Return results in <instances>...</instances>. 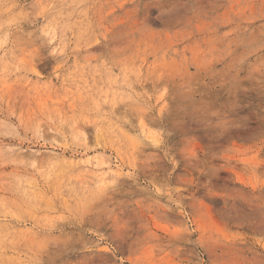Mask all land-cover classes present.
Instances as JSON below:
<instances>
[{
	"label": "rangeland",
	"instance_id": "rangeland-1",
	"mask_svg": "<svg viewBox=\"0 0 264 264\" xmlns=\"http://www.w3.org/2000/svg\"><path fill=\"white\" fill-rule=\"evenodd\" d=\"M0 264H264V0H0Z\"/></svg>",
	"mask_w": 264,
	"mask_h": 264
}]
</instances>
